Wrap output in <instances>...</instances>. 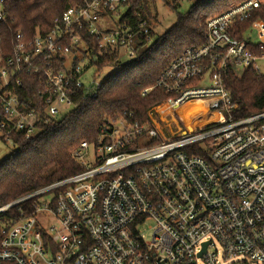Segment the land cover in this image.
Listing matches in <instances>:
<instances>
[{
    "label": "built area",
    "instance_id": "obj_1",
    "mask_svg": "<svg viewBox=\"0 0 264 264\" xmlns=\"http://www.w3.org/2000/svg\"><path fill=\"white\" fill-rule=\"evenodd\" d=\"M5 1L0 22L8 19ZM126 3L84 0L44 33L26 38L17 29L10 51L0 50L3 143L36 138L75 106L76 95L95 97L104 78L96 79L101 70L85 33L127 60L136 35L149 41L144 20H119ZM262 3L239 0L208 17L205 42L186 48L141 91L157 86L169 94L146 120L132 113L108 119L92 141L69 150L79 171L1 206L5 212L37 199L29 213L0 222V264H264V111L237 117L224 86L232 68L264 73V16L242 39L233 35L238 22L259 16ZM21 75L37 78L32 107L19 98ZM198 98L210 99L208 122L169 136L158 114L177 123L176 110Z\"/></svg>",
    "mask_w": 264,
    "mask_h": 264
},
{
    "label": "trees",
    "instance_id": "obj_2",
    "mask_svg": "<svg viewBox=\"0 0 264 264\" xmlns=\"http://www.w3.org/2000/svg\"><path fill=\"white\" fill-rule=\"evenodd\" d=\"M84 0H7L4 9L8 19L0 22V50L10 51L11 40L17 29L26 38L34 35L37 29L46 32L53 18L69 6L82 4ZM157 0H127L125 10L119 20L136 23L142 19L149 29L150 39L142 33L134 38L135 55L130 60L120 62L118 49H98L93 38L85 33L84 39L98 71L114 67L103 80L95 97L78 96L75 106L56 120L45 124L33 139L16 135L12 146L16 147L0 161V207L21 198L23 195L48 185L57 179L69 176L81 169L69 156V150L80 141H92L100 127L108 119L132 113V119L144 121L150 106L166 99L169 95L157 86L145 94L141 91L153 86L157 77L165 70L171 60L181 55L186 48H195L205 42V20L221 13L231 3L239 0H196L192 1L184 13L178 14L177 21L164 34L154 36L150 9ZM171 5L170 0H161ZM258 15H252L244 22H238L234 36L242 39L251 21L264 16V3ZM253 52L256 46L248 44ZM24 85L19 98L24 107H32L34 98L31 93L37 86V78L21 75ZM224 86L236 104V116L264 111V73L259 74L246 69H230L224 75ZM209 98L188 100L177 110L176 115L188 131L196 130L206 124L211 117L208 108ZM37 199L31 198L0 212V222L14 217L19 211L29 213Z\"/></svg>",
    "mask_w": 264,
    "mask_h": 264
},
{
    "label": "rangeland",
    "instance_id": "obj_3",
    "mask_svg": "<svg viewBox=\"0 0 264 264\" xmlns=\"http://www.w3.org/2000/svg\"><path fill=\"white\" fill-rule=\"evenodd\" d=\"M191 1H181V0H174L171 2V5L166 4L164 1L157 0L155 2L154 7L150 9V13L152 14V24L151 29H153V35L159 36L161 34H164L165 31L169 30V28L177 21L178 14L184 13L185 10H187L189 4ZM117 18V17H115ZM251 35V39L255 40L254 32L250 31L249 33ZM120 62H125L127 60L126 57H120ZM85 60V58L83 59ZM115 70L114 67L104 68L100 71L98 76H96L97 80L105 78V76L108 73H111ZM261 72H264V63L261 65ZM92 73V70L90 71ZM165 114H158V123L161 127H165V129L170 130L171 132L168 134L169 136L173 133L179 132V128H184V126L181 125L179 122V119L176 115V120L173 121L170 116H167L165 119ZM16 147L12 146L9 143H3L0 140V161L5 158V156H8L12 151H14ZM88 160V158H86Z\"/></svg>",
    "mask_w": 264,
    "mask_h": 264
}]
</instances>
